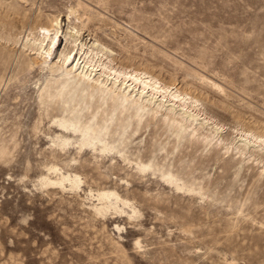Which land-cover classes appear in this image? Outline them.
Wrapping results in <instances>:
<instances>
[{"label":"rangeland","instance_id":"rangeland-1","mask_svg":"<svg viewBox=\"0 0 264 264\" xmlns=\"http://www.w3.org/2000/svg\"><path fill=\"white\" fill-rule=\"evenodd\" d=\"M79 1L85 7L78 14L93 17L94 24L80 31V39L89 45L98 36L112 49L113 64L125 56L135 61H123L127 66L143 68L148 63L154 73L161 71L163 82L180 90L185 79L192 89L197 82L185 73L212 76L227 96L202 90L211 100L203 102L202 117L220 122L222 137L235 135L234 129L244 128V123L264 134V0ZM76 2L0 0V20L12 19L17 12L11 33L17 31L19 38L16 45L0 39V140L8 144L0 162V264H227L229 259L264 264L262 164L210 146L195 151L182 144L173 149L165 136H151L159 126L158 115L131 138L132 149L142 153L164 144L173 150L166 165L170 162L173 170L188 166L198 178L190 183L181 177L200 194L177 191L149 172L141 178H132L126 169L112 175L109 162L99 168L106 179L82 174L85 186L113 187L118 173L128 179L118 191L134 201L141 214L128 221L117 215L94 216L80 198L33 187L40 163L51 157L60 132L37 95L35 84L46 75L42 64L21 66L32 57L23 43L30 28L47 21L45 16L57 15L63 31L68 23L74 25L66 18V7ZM6 28L11 27L5 25L0 33ZM61 42L62 35L56 48ZM135 239L141 242L140 250L133 246Z\"/></svg>","mask_w":264,"mask_h":264},{"label":"bare ground","instance_id":"bare-ground-1","mask_svg":"<svg viewBox=\"0 0 264 264\" xmlns=\"http://www.w3.org/2000/svg\"><path fill=\"white\" fill-rule=\"evenodd\" d=\"M83 7L85 5L79 0L74 6L66 7V18L74 25L68 23L65 31L57 15L45 16L47 21L37 22L24 39L23 48L32 57L30 61H22L21 66L28 68L38 62L42 64L46 75L41 82L38 80L39 84H35L37 95L46 114L54 119L52 125L60 132L50 149L51 157L40 163L42 171L33 181L36 190L80 198L82 203H88L85 209L94 216L117 215L128 221L137 220L141 214L136 203L118 191L123 185H128L127 178L118 173V183L110 188L99 184L85 186L82 174H90L93 180L106 179L99 168L109 162L112 175L126 169L132 178H141L149 172L177 191L200 194V190L195 191L181 177H187L190 183L198 178L192 175L188 166H174L173 170L169 167L170 162L166 165L168 153H173V150L166 149L164 144L147 148L142 153L136 147L132 149L131 138L142 134L156 115L155 122L159 126L151 136L157 139L165 136L173 149L183 144L195 151L209 146L219 148L222 154L232 151L234 156L244 157L246 162L261 163L260 173L263 171L264 134L256 131L258 126H245L244 123V128L234 129L235 135L222 137L223 125L214 122L210 116L202 117L203 102L211 103L208 96L202 95V90L227 96L224 86L216 78L201 72H188L184 77L194 75L197 82L192 89V83L185 79V88L180 90L172 82H163L161 71L154 73V66L148 63L141 69L127 66L124 62L131 61V58L125 56L118 65L113 64L112 49L98 36L95 35L89 45V41L86 43L80 39L83 28L94 26L90 24L93 17L78 14ZM13 15L12 19L0 20V29L8 24L11 27L6 28V33H0V39L16 45L19 41L17 31L11 33V29L17 27V12ZM35 18L39 19L40 15ZM60 35L62 42L56 48ZM11 55L16 58L17 54ZM233 117L240 120L238 115ZM7 145L5 140H0V162L6 158ZM164 150L167 152L162 155L160 152ZM86 154L91 159L80 161L77 158ZM114 158L116 161L113 163ZM115 228L118 231L123 229L120 225H115ZM133 246L137 249L142 247L138 239L134 240ZM227 264L237 263L229 259Z\"/></svg>","mask_w":264,"mask_h":264}]
</instances>
